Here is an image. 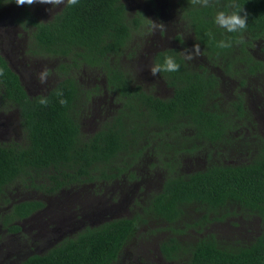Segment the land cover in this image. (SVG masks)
Listing matches in <instances>:
<instances>
[{
    "label": "trees",
    "instance_id": "trees-1",
    "mask_svg": "<svg viewBox=\"0 0 264 264\" xmlns=\"http://www.w3.org/2000/svg\"><path fill=\"white\" fill-rule=\"evenodd\" d=\"M24 1L0 0V10L7 3ZM166 3L168 10L159 8L153 16L166 22L165 12L173 13L175 23L170 26L176 28L177 45L154 44L152 65L157 78L172 88L168 97L146 88L141 77L128 69L130 65L121 63L123 55L137 58L139 45L133 42L138 44L136 33L144 24L156 25L143 19L148 16L144 10L130 14L123 0H67L50 20H41L29 8L19 12L22 19L18 18L25 22L20 23L29 24L26 53L66 57L70 61L59 68L70 67L73 73L47 93L32 96L0 54V106L17 108L25 133L21 141L0 143V201L8 205L0 226L20 230L17 221L45 207L40 200L9 206V191L18 182L55 193L98 179L110 183L116 178H140L145 184L147 174L154 176L157 168L164 173L156 191L136 197L142 214L87 226L20 264H115L140 221L151 219L167 224L170 236L160 242L159 250L167 261L264 264V135L262 118H250L247 98L251 88L247 76L264 74V61L254 53L259 41H264V0ZM162 27L161 34H166L168 28ZM187 36L188 44L198 49V60L183 53ZM82 66L103 72L104 90L98 84L92 89L100 91L101 97L104 91L111 94L110 116L105 117L106 104L94 108L90 91L82 90L73 75ZM227 77L238 81L241 91L237 92L246 98L238 93L229 106L210 104L223 95L224 82L230 83ZM87 111L94 118L100 114L95 132L82 130L81 117ZM237 154L243 155L242 161L234 162ZM205 155L207 163L198 166L202 168L186 170L190 161ZM41 177L45 181L38 183ZM220 211L221 218L240 211L256 214L258 234L238 245L221 244L214 234L200 232L194 241L179 242L183 229L175 224L186 215L204 213L195 221L202 231L220 218L211 219L210 214Z\"/></svg>",
    "mask_w": 264,
    "mask_h": 264
},
{
    "label": "rangeland",
    "instance_id": "rangeland-1",
    "mask_svg": "<svg viewBox=\"0 0 264 264\" xmlns=\"http://www.w3.org/2000/svg\"><path fill=\"white\" fill-rule=\"evenodd\" d=\"M24 2L20 5L7 3L0 10V54L20 74L24 86L30 95L33 96L35 92L38 94L47 93L62 77L65 75L70 76L73 73V69L67 67L66 70H61L59 68L61 63L70 61L66 57L34 56L28 52L26 53L29 24L23 25L22 23L25 22L18 18L19 11H22L23 8H29L34 13L37 11L41 12L42 15L48 16L55 8L61 7L63 4L62 0H26ZM125 3L130 14H136V10L142 9L148 15L144 16L143 19L146 22V18L152 19L156 25H154V28L148 22L144 24V28L136 33V36L138 35V44L136 41L133 42L134 45H139L136 54L137 58L129 59L126 55H123L121 57L122 60L120 59L121 63L130 65L127 66L128 69L133 72L135 77H141L140 81L146 85V88L151 89L157 95L168 97L171 95V91L165 87L167 85H161L158 82L159 79L149 67V65L152 67L149 59L154 54V44L158 45V47L177 45L174 39L176 28L170 26L171 23H175V17L169 11L165 12L168 18L166 22L162 18H154L153 13L157 9L164 8V10H168L167 6L169 5H167L166 0H125ZM37 17L40 18L38 15ZM16 19H18V22ZM162 24H165L167 28V25H169L166 34H161V30L164 29ZM147 43H149V46H147ZM185 43L187 48L183 50V53L189 58L195 56L194 58L198 60V49L196 47L192 48L191 44H188V36ZM263 47L264 41L261 40L255 46L254 53L257 59L264 61ZM114 59L115 57L111 59L113 63L116 61ZM121 63L117 65H122ZM73 75L77 77L82 90L88 89L90 91V96L92 97L90 101L96 103L94 108H99L103 104H106L107 107L111 103L108 97V95H111L109 92L104 91L103 93L107 96L101 97L102 93L100 91L92 89L96 84L103 87L102 91L105 88L104 74L98 68L92 70L87 66H82L79 69L75 68V74ZM247 77L250 78L247 83L249 82L251 87L249 90L247 89L248 92L246 91L249 93L247 98L251 109L250 118L255 120L262 118V122L259 125H261V131L264 135V74L248 75ZM224 79L229 80L230 83L224 82L223 95L213 100L210 104L216 101L220 102V104L222 103V105L229 106L230 100L236 99L238 93L246 98L245 94L237 92L241 91L238 81L233 78L228 79V77ZM82 94L85 95L86 93L82 92ZM89 103L91 104V102ZM104 114H106L105 117L112 114L109 106L104 111ZM91 115L87 111L83 115L84 118L83 116L81 117L82 130L86 133L95 132L100 126V123L97 122L100 114L97 118ZM252 132H254L253 129ZM24 137L25 133L17 108L13 106L1 108L0 106V143L21 141ZM237 155L240 156L234 158V162L242 161L243 155ZM197 162L199 163L197 164ZM201 163H207L206 155L203 159L196 162L190 161L186 170L200 169L202 167L198 168V166ZM155 171V175L152 177L150 173L148 175L146 172L145 184L141 183L142 180L140 178L133 181L116 178L110 183L98 179L72 188H63L55 193H49L30 185L25 186L18 182L9 191V196L12 198L9 206L17 201L40 200L45 203V207L17 221L16 224L20 226V230L11 231L3 224L0 226V264H20L23 259L30 255L44 254L49 248L69 235L71 231L77 232L84 227L91 226V223L95 224L97 222V224H100L108 219L134 217L139 212L142 214L143 208L136 203V199L140 196L143 197L142 194L156 191L159 183L163 180V171L158 168ZM44 181L45 179L42 177L38 179V183ZM144 186L148 192H144ZM140 201H143V199ZM0 204L1 218L8 205H3L1 201ZM196 215L198 213L191 212L188 217L186 215L182 221L175 224V227L183 229L179 237V242L182 244L194 241L198 232H200L202 234H214L215 237L220 239L221 244L238 245L239 243L250 241L259 231V219L256 214L249 215V213L246 214L240 211L236 216L230 217L228 215L221 218L223 215L222 211L218 214L211 213V219H215V216L220 218L208 222L202 231L199 230L198 225H195V221L201 219L204 213L199 214L195 219ZM169 236L170 232L167 229V224L162 220L151 219L147 223L140 221L138 230L127 242L123 253L115 264H177L167 261L159 251L160 242Z\"/></svg>",
    "mask_w": 264,
    "mask_h": 264
},
{
    "label": "flooded vegetation",
    "instance_id": "flooded-vegetation-1",
    "mask_svg": "<svg viewBox=\"0 0 264 264\" xmlns=\"http://www.w3.org/2000/svg\"><path fill=\"white\" fill-rule=\"evenodd\" d=\"M59 1V0H58ZM124 2H125V0H123ZM62 2H63V4L61 5V7L59 6V7H57V8H55L51 13H50V15H48V16H46V15H42L41 14V12H37V11H35V15L37 16H39L41 19H45V20H50V19H52L53 17H54V15L58 12V11H60L61 9H62V7L66 4V2H67V0H62ZM25 3V2H24ZM24 9V8H23ZM22 10V9H21ZM23 11V10H22ZM22 11H19V12H22ZM50 16V17H49ZM18 17L20 18V16L18 15ZM20 19H22V18H20ZM19 19V20H20ZM16 21L18 22V19H16ZM157 51V49L154 51V53ZM141 57V56H140ZM153 57V56H152ZM151 61V62H150ZM149 63H152V58L151 59H149ZM144 65V64H143ZM152 65V64H151ZM144 67H145V65H144ZM149 67L151 68V70H152V72H154V68H153V65H152V67L149 65ZM155 73V72H154ZM158 82H160V84L161 85H166L165 83H164V81L163 80H159ZM166 88H168V89H170V91H171V94H172V92H173V90H172V88H170V87H168V86H165ZM27 92L29 93V91L27 90ZM30 94V93H29ZM36 94H38L37 92H35V94H33V95H36ZM105 96H107L106 94H104ZM160 96V95H159ZM171 96V95H170ZM163 97V96H162ZM106 219V218H105ZM102 222V221H101ZM95 224H97V222L95 223ZM94 223H91V226H94L95 225ZM85 228V227H84ZM78 232V231H77ZM74 233H76L75 231H71V233L70 234H74Z\"/></svg>",
    "mask_w": 264,
    "mask_h": 264
}]
</instances>
